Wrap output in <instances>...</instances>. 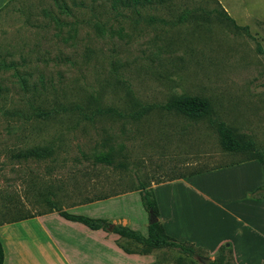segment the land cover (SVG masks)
Instances as JSON below:
<instances>
[{
  "label": "rangeland",
  "instance_id": "rangeland-1",
  "mask_svg": "<svg viewBox=\"0 0 264 264\" xmlns=\"http://www.w3.org/2000/svg\"><path fill=\"white\" fill-rule=\"evenodd\" d=\"M216 1L172 0L140 17L129 12L122 17L111 0H0V242L21 259L30 255L22 264H55L56 250L46 243L64 236L62 225H79L64 221L52 207L105 220L110 227L126 220L127 228L146 236L150 218L140 199L142 185L264 158V0ZM198 7L222 9L246 30L218 22L212 13L204 22L179 17ZM172 95L205 98L211 113L191 120L155 107L138 122L102 116L86 122L67 115L50 120L38 114L89 96L101 108L129 111L136 102L162 106ZM208 119L234 129L256 150H222ZM35 146L50 154L38 160L14 157ZM101 155H110L114 168L97 162ZM231 179L212 173L158 193L166 190L177 217L196 226L213 210L193 193L216 195ZM114 192L120 194L81 204ZM29 216L43 218L11 223ZM115 243L131 252L144 249L117 235ZM193 248L191 257L168 248L149 254L152 264H209L216 256Z\"/></svg>",
  "mask_w": 264,
  "mask_h": 264
},
{
  "label": "crops",
  "instance_id": "crops-1",
  "mask_svg": "<svg viewBox=\"0 0 264 264\" xmlns=\"http://www.w3.org/2000/svg\"><path fill=\"white\" fill-rule=\"evenodd\" d=\"M212 173H226L232 179L216 195H206L199 191H196L197 194L193 193L196 199L202 201V204L209 209L212 207L213 210L212 213L210 210V213L205 214L202 221L198 220L200 222L197 221L196 226L188 225L189 223L177 217L175 203L166 198L167 194H164L166 190L163 191V196H159L158 192L168 188L172 183H186L187 180L200 179ZM261 186H264V166L257 161L236 163L186 178L159 183L152 187L159 214L156 220L162 225L165 234L178 242L188 243L210 254H214L220 246L229 244L234 264H264V197L253 199L250 196L251 192ZM184 187L188 191V187ZM165 206L168 208L166 209ZM34 218L43 217L37 216L31 219ZM124 222L126 225L123 227L129 226L128 221L124 220ZM61 230L64 236L58 237V240L52 243H46L56 250L54 254L58 256V260L55 264L153 263L149 253L145 255L128 253L126 247L117 245L116 234L110 229L109 231L91 230L79 224L62 225ZM1 246L3 264H22L25 261L26 254L23 253L21 259L17 257L21 253L14 252L13 248H11L13 252L9 249L7 251L3 243ZM29 256L26 255V261ZM47 264L51 263L47 262Z\"/></svg>",
  "mask_w": 264,
  "mask_h": 264
},
{
  "label": "trees",
  "instance_id": "trees-1",
  "mask_svg": "<svg viewBox=\"0 0 264 264\" xmlns=\"http://www.w3.org/2000/svg\"><path fill=\"white\" fill-rule=\"evenodd\" d=\"M214 3H217L216 0H211ZM172 3V0H111V8L115 13L119 16H124L126 12H129L132 16L140 17L141 12L143 10L155 8V7H164ZM218 4V3H217ZM200 12V13H199ZM212 13L215 20L218 22L228 21L233 29L235 30H246L245 27L236 26L233 20L221 9H210L206 11L203 7H198L196 10H185L180 14V18L184 19L185 17H192L194 20L208 21L210 19L209 14ZM202 14V15H201ZM10 66H8L9 68ZM96 97L91 98L89 96V100L84 101L80 104H58L55 103L51 110L47 112L40 111L38 114L40 117L45 119H54L59 115H67L69 116H77L80 121L93 122L96 117L102 116L112 120H132L138 122L143 116L148 114L153 108H161L166 111H173L177 114H180L186 118L191 120H201L211 113V108L209 102L205 98H201L199 96H187V95H172L168 99V101L162 106H139L136 103L128 106L129 111H120L114 107L101 108V106L97 105L98 103L95 101ZM210 124L214 126L218 135L220 146L222 150L226 152L230 151H241V150H256L253 142L245 141L244 136L237 134L234 129L226 126L224 123L217 122L215 120L208 119ZM50 154V150L42 147H32L28 148L24 151H21L14 155L16 159L28 160V159H42ZM97 162L104 163L105 165H112L110 160V155H101L100 158L96 159ZM246 161H257L260 165L264 166V158L262 156H252L245 160H242L237 163H242ZM236 164V163H233ZM230 164V165H233ZM114 168V165H112ZM117 167H121L118 164ZM225 167V166H221ZM221 167L215 168L213 170L219 169ZM205 171L199 172L197 174H201ZM196 175V174H191ZM182 178V177H181ZM176 180V179H172ZM170 180V181H172ZM142 191L141 194V203L145 211L148 213L150 220H155L153 224H149L147 227L146 236L141 235L139 232L131 230L127 227L123 226H114L112 232L118 235L121 238H125L128 240H133L136 243L140 244L144 247L142 252H131L126 250L128 253H137V254H148L151 249H176L186 256H193L194 254V246L185 243L178 242L169 236H167L162 228V225L156 219L159 217L158 208L156 204V200L153 194L152 187L147 186L139 188ZM120 193L114 192L112 194H102L95 196L93 199L84 200L83 205L93 203L96 201L106 200L113 196H118ZM253 199H262L264 197V186L256 188L250 194ZM52 211H55L61 218L66 221L79 223L91 230H107L110 227V224L101 219H90L81 215H72L65 211L60 210L59 208L52 207ZM50 213V212H49ZM42 215V214H39ZM34 216L29 217H18L11 221V223L20 222L23 220L31 219ZM2 225V224H0ZM228 255V258L232 262V250L229 244H224L218 248L216 251V256L212 262L209 264H227L225 262V258L223 255ZM0 264H3V250L0 243ZM234 264V262L232 263Z\"/></svg>",
  "mask_w": 264,
  "mask_h": 264
},
{
  "label": "water",
  "instance_id": "water-1",
  "mask_svg": "<svg viewBox=\"0 0 264 264\" xmlns=\"http://www.w3.org/2000/svg\"><path fill=\"white\" fill-rule=\"evenodd\" d=\"M155 222V220H150L149 224H153ZM113 229V226L110 228V230ZM204 264H208V261H204Z\"/></svg>",
  "mask_w": 264,
  "mask_h": 264
}]
</instances>
